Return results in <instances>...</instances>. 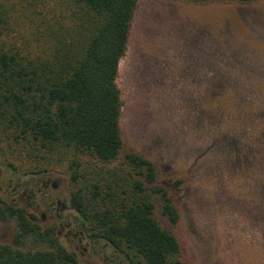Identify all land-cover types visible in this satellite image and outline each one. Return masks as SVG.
I'll use <instances>...</instances> for the list:
<instances>
[{
	"label": "rangeland",
	"instance_id": "374dc122",
	"mask_svg": "<svg viewBox=\"0 0 264 264\" xmlns=\"http://www.w3.org/2000/svg\"><path fill=\"white\" fill-rule=\"evenodd\" d=\"M117 85L122 152L134 150L153 161L158 181L170 189L178 223L170 224L159 210L156 215L179 239L182 257L188 264H264V163L258 167L253 157L259 151L253 143L264 139V0H137ZM229 138L241 150L251 146L248 168L232 162ZM8 143L0 135L2 173L15 172L19 183L49 178L52 193L71 201L58 157L34 174L44 160ZM259 155L264 160V152ZM66 156L88 161L85 155ZM12 186L5 185L3 199L27 206L46 226L45 209H35L38 197H25L20 187L5 193ZM14 231L13 220L0 222V243H10ZM64 232L58 238L80 264H106L99 253L71 247L73 237ZM96 241L108 255L115 251Z\"/></svg>",
	"mask_w": 264,
	"mask_h": 264
},
{
	"label": "trees",
	"instance_id": "16d2710c",
	"mask_svg": "<svg viewBox=\"0 0 264 264\" xmlns=\"http://www.w3.org/2000/svg\"><path fill=\"white\" fill-rule=\"evenodd\" d=\"M136 5L137 0H0V135L23 155L44 160L34 174L58 157L90 235L130 264H188L179 239L156 215L159 210L170 224L178 223L170 189L158 181L153 161L134 150L122 152L117 76ZM226 144L232 162L248 168L251 146L241 150L232 138ZM254 145L262 167L264 139ZM69 152L88 161L67 158ZM9 220L15 231L10 243H0V264H80L53 227L42 226L27 206L0 197V222ZM26 242L47 247H25Z\"/></svg>",
	"mask_w": 264,
	"mask_h": 264
},
{
	"label": "flooded vegetation",
	"instance_id": "af4514ba",
	"mask_svg": "<svg viewBox=\"0 0 264 264\" xmlns=\"http://www.w3.org/2000/svg\"><path fill=\"white\" fill-rule=\"evenodd\" d=\"M3 166H5V163L0 164V197H5L3 195L5 185L8 187L13 184L12 193L6 190L5 193L7 194L15 193V190L20 187L19 191L25 197H38L39 203L35 209H39L40 207L45 209V212L43 211V213H41V218H49L50 221L46 226L53 227L57 236L65 230L64 234L66 236H69V238L73 237V240L76 238L75 244L72 240L71 247H80L82 252L99 253L103 256L106 264H130L129 261L125 258H121L115 251H113L111 255H108L104 245L100 248L96 247V239L90 235L89 229L86 228L73 203L71 201L66 202L60 200V197L53 194L49 189V178L32 176L29 179H23V182L19 183L20 176L15 174V172L13 173L7 168L6 169L10 173L1 172ZM51 186V188H55L54 183H51Z\"/></svg>",
	"mask_w": 264,
	"mask_h": 264
}]
</instances>
